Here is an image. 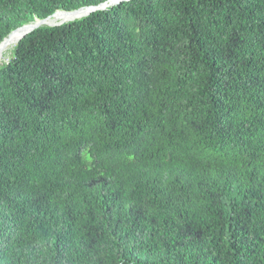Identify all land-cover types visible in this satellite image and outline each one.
Masks as SVG:
<instances>
[{
  "label": "trees",
  "instance_id": "trees-1",
  "mask_svg": "<svg viewBox=\"0 0 264 264\" xmlns=\"http://www.w3.org/2000/svg\"><path fill=\"white\" fill-rule=\"evenodd\" d=\"M108 0H0V43ZM0 264H264V0H124L0 64Z\"/></svg>",
  "mask_w": 264,
  "mask_h": 264
},
{
  "label": "water",
  "instance_id": "water-1",
  "mask_svg": "<svg viewBox=\"0 0 264 264\" xmlns=\"http://www.w3.org/2000/svg\"><path fill=\"white\" fill-rule=\"evenodd\" d=\"M124 0H108L98 6L95 7H85L81 8L75 11H70V12H63V11H58L54 13L53 15L42 19V20H36L34 22L25 24L14 31H12L1 43H0V55L2 51L5 49L6 43L9 42L11 39H15V45L22 40L26 35L32 33L36 29L40 27H57L61 26L63 24L82 19L91 13L99 10H104L110 6L116 5ZM57 14H63L66 16V18L61 19L60 21H54L55 15Z\"/></svg>",
  "mask_w": 264,
  "mask_h": 264
},
{
  "label": "bare ground",
  "instance_id": "bare-ground-1",
  "mask_svg": "<svg viewBox=\"0 0 264 264\" xmlns=\"http://www.w3.org/2000/svg\"><path fill=\"white\" fill-rule=\"evenodd\" d=\"M64 18H66L65 15H63V14H57V15H55L54 21L57 22V21H60L61 19H64ZM15 43H16L15 42V39H11L9 42L6 43L5 49L2 51V53L0 55V64L2 62H4L7 53H9V51H12L11 49L14 48ZM9 56H10V54H9Z\"/></svg>",
  "mask_w": 264,
  "mask_h": 264
},
{
  "label": "rangeland",
  "instance_id": "rangeland-1",
  "mask_svg": "<svg viewBox=\"0 0 264 264\" xmlns=\"http://www.w3.org/2000/svg\"><path fill=\"white\" fill-rule=\"evenodd\" d=\"M11 50H12V49H11ZM11 53H12V51H9V53H7L4 62H7V61L9 60V58H10V56H11ZM9 54H10V56H9Z\"/></svg>",
  "mask_w": 264,
  "mask_h": 264
}]
</instances>
